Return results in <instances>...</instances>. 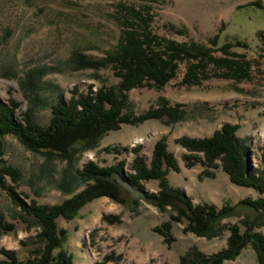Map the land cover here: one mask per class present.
<instances>
[{"label":"rangeland","instance_id":"374dc122","mask_svg":"<svg viewBox=\"0 0 264 264\" xmlns=\"http://www.w3.org/2000/svg\"><path fill=\"white\" fill-rule=\"evenodd\" d=\"M252 1L256 0H0V98L20 104L15 109L19 118L29 107H34L36 121L46 125L51 118V104L60 95L69 100L73 94L79 97L80 93H86L90 86L97 89L103 84H116L118 78L111 69H81L71 57L79 49L100 56L117 47L122 28L120 18L130 15L122 11L121 4L139 7L153 15L155 32L180 41L209 43L227 23V31L239 32L255 46L257 32L264 29V12L238 10L240 5ZM260 1L264 4V0ZM168 24L184 29L185 34H174L167 28ZM251 55H255L252 50ZM30 74L40 77L37 98H33L36 92L29 84ZM177 83L178 79L172 80L160 91L131 90L129 110L135 116L145 114L157 108L165 97L172 104L185 105L184 119L167 124L158 117L151 118L107 132L96 148L83 152L75 162L68 185L62 182L68 173H65L66 161L33 152L14 135L4 137L1 161L22 173L19 184L9 177L5 180L28 205L36 202L51 207L73 198L86 187L75 185L74 172H82L92 162L109 167L124 160L122 171L128 176L134 173V159L149 164L157 142L164 140L179 166L177 171H168L171 187L182 189L194 206L211 203L218 208L224 204L234 207L229 216L219 221L220 231L216 235L198 236L188 229L186 219L181 223L173 220L178 215L176 209L159 206L145 196V193L159 195V180L141 182L143 192L117 177L122 192L120 201L100 195L85 204L73 219L62 216L57 219L58 227L68 232L65 250L73 257V264H179L181 256L193 246L206 254L225 249L231 227L238 225L244 231L246 226L242 221L246 217L257 222L253 232L264 235V212L241 203L264 194L249 186L235 185L221 165L211 169L213 176L201 177L205 166L189 167L183 156L190 152L179 142L184 137L209 138L225 126H235V134L248 148L250 170H263L264 76L254 72L250 81L239 83L214 78L192 87ZM116 148L120 153L114 151ZM12 198L0 186L1 226L14 227L0 235V260L4 258L3 250L15 251L17 258L26 260L43 249L40 227L21 212ZM168 225L170 233L165 230ZM170 237L175 240L171 242ZM107 257L113 260H106ZM225 264L259 263L254 248L249 245Z\"/></svg>","mask_w":264,"mask_h":264},{"label":"trees","instance_id":"16d2710c","mask_svg":"<svg viewBox=\"0 0 264 264\" xmlns=\"http://www.w3.org/2000/svg\"><path fill=\"white\" fill-rule=\"evenodd\" d=\"M120 6L122 11L126 10L130 15L120 18L122 28L117 47L100 56H93L79 49L73 51L71 57L81 69H111L118 78L116 84H103L97 89L90 86L86 93H80L79 97L73 94L69 100L60 95L51 104V118L46 125L36 121L34 107H29L19 118L15 109L20 104L0 98V186L13 197L21 212L38 224L39 237L43 243L40 253L26 260L17 258L15 251L3 250L1 254L4 258L0 260V264H73V257L65 250L68 232L58 227L57 219L61 216L73 219L85 204L100 195L120 201L122 192L117 177L143 192L141 182L159 180V195L145 193V196L154 199L159 206L169 205L176 209L178 215L173 220L181 223L186 219L189 222L188 229L198 236L211 238L216 235L220 231L219 221L234 210L230 204H224L221 208L211 203L194 206L182 189L171 187L168 184V171H177L179 166L168 152L164 140L157 142L149 164L135 158L132 164L134 173H129L128 176L122 171L124 160L109 167H99L92 162L82 172H74L72 177L75 185L85 184L86 187L60 205L50 207L36 202L28 205L7 185L6 177L19 184L22 173L18 168L1 161L5 152L6 135H14L29 150L43 154L48 159L59 158L66 161L68 167L65 173H68L62 182L68 185L70 170L75 162L80 160L83 152L96 148L107 132L119 129L123 124H139L151 118L158 117L170 124L186 116L185 105L172 104L165 97L160 99L157 108L135 116L128 104L131 90L149 88L160 91L177 79L178 86L192 87L214 78L231 79L239 83L250 81L254 72L264 76V29L257 32L258 42L255 46L239 32L233 34L227 31V23H224L209 43L180 41L155 32L152 28L153 15L143 12L139 7L125 4ZM257 9L264 12V4L260 0L238 7L239 11L245 13ZM167 28L174 34H185L184 29L174 25L168 24ZM251 50L255 55H251ZM32 75L29 76V84L36 92H33L36 95L33 98H37L40 77ZM235 131V126L228 125L209 138L184 137L179 142L190 153L184 154L183 158L189 167L196 164L205 166L201 177L213 176L211 169L221 165L235 185L249 186L264 194V169L256 172L250 170L246 157L248 148ZM114 151L120 153L117 148ZM198 153H203V156ZM218 160L221 161L220 164L217 163ZM241 203L264 212V197ZM253 221L248 217L242 221L246 226L244 231L238 225L232 226L227 247L220 252L206 254L193 246L181 256L179 264H225L226 260H234L249 245L254 248L258 263L264 264V235L253 232L257 223ZM2 223L3 216H0V226ZM1 228L3 233L0 235L12 231L14 227L3 225ZM165 230L170 233V225ZM174 240L170 237L171 242ZM106 260L112 261L113 257H107Z\"/></svg>","mask_w":264,"mask_h":264}]
</instances>
